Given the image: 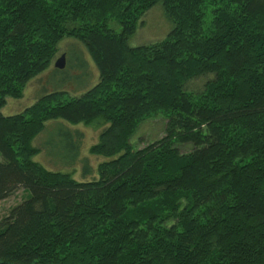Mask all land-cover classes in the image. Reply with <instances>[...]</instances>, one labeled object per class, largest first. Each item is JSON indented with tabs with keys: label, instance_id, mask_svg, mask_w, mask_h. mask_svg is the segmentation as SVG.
Returning a JSON list of instances; mask_svg holds the SVG:
<instances>
[{
	"label": "trees",
	"instance_id": "obj_1",
	"mask_svg": "<svg viewBox=\"0 0 264 264\" xmlns=\"http://www.w3.org/2000/svg\"><path fill=\"white\" fill-rule=\"evenodd\" d=\"M157 2L166 38L129 46ZM64 37L98 81L0 113V200L28 192L0 220V264H264V0H0V109ZM158 113L163 134L134 148ZM58 119L108 124L89 148L107 159L97 178L33 161L32 139Z\"/></svg>",
	"mask_w": 264,
	"mask_h": 264
},
{
	"label": "rangeland",
	"instance_id": "obj_2",
	"mask_svg": "<svg viewBox=\"0 0 264 264\" xmlns=\"http://www.w3.org/2000/svg\"><path fill=\"white\" fill-rule=\"evenodd\" d=\"M115 31L120 25L114 19L108 23ZM173 24L166 15L161 2H157L140 18L134 33L127 39L129 46H140L159 42L166 38ZM64 55V67L54 66L55 60ZM208 77H197L187 82L186 88L194 92L202 90ZM98 81V70L86 47L79 40L64 37L56 45V55L51 65L25 84L21 97L5 98L1 107L3 116L13 115L32 105L39 97L50 92H63L65 98L77 97L91 88ZM165 117L158 113L138 123L131 138L134 148L143 147L148 141L159 138L165 127ZM108 124L98 119L91 124H71L65 120H51L31 141V146L38 149L33 161L46 170L70 173L79 181L98 177V163L105 157L91 154L89 148L98 142L100 132ZM188 146L180 148L186 151ZM28 196L22 188L16 189L8 197L0 200V220L9 210Z\"/></svg>",
	"mask_w": 264,
	"mask_h": 264
},
{
	"label": "water",
	"instance_id": "obj_3",
	"mask_svg": "<svg viewBox=\"0 0 264 264\" xmlns=\"http://www.w3.org/2000/svg\"><path fill=\"white\" fill-rule=\"evenodd\" d=\"M64 63H65V61H64V55H60V56L55 60V62H54V66H55L56 68L61 69V68L64 67Z\"/></svg>",
	"mask_w": 264,
	"mask_h": 264
}]
</instances>
